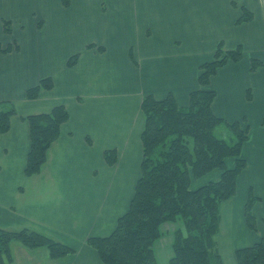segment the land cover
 <instances>
[{"label":"crops","instance_id":"0c3cea01","mask_svg":"<svg viewBox=\"0 0 264 264\" xmlns=\"http://www.w3.org/2000/svg\"><path fill=\"white\" fill-rule=\"evenodd\" d=\"M245 11L252 16L240 22ZM221 43L244 49L208 86L225 128L248 129L247 165L221 205L217 239L225 263L226 253L237 264L236 251L264 237V0H0V103L17 113L0 134V228L37 230L75 250L29 264H104L88 242L112 234L130 208L142 172L145 96L172 95L188 106L201 89V65ZM45 80L52 87L28 98ZM58 106L69 118L41 172L28 177L27 118ZM112 149L113 166L105 156ZM253 198L254 230L246 208Z\"/></svg>","mask_w":264,"mask_h":264},{"label":"trees","instance_id":"16d2710c","mask_svg":"<svg viewBox=\"0 0 264 264\" xmlns=\"http://www.w3.org/2000/svg\"><path fill=\"white\" fill-rule=\"evenodd\" d=\"M245 12L240 22L251 18L249 11ZM243 56L242 46L227 51L221 43L214 60L201 65V89L191 92L188 106H179L172 95L165 100L145 96L142 172L130 208L118 220L112 234L93 237L88 242L104 264H158L154 244L162 238V226L180 220L184 222V230L175 231L174 255L168 264H226L217 240L222 221L220 208L236 194L237 180L247 165L241 157L242 147L249 138L248 129L239 122L225 128L223 119L213 112L217 94L208 86L219 68L228 62L241 61ZM260 65L263 63L254 61L255 67ZM51 87L49 81H42L40 86L29 90L28 98L35 99ZM16 114L13 103H0V134L8 132ZM68 118L69 113L62 106L51 113L27 118L32 136L28 177L41 172L47 152L61 135V127ZM105 156L110 165L117 162L116 150L106 151ZM228 159L236 162L234 167L229 166ZM212 173L220 176L200 186L199 181ZM255 201L251 199L246 207L253 230L257 226L252 213ZM14 243L29 250L44 248L52 260L75 252L62 241L37 230L0 228V264L14 263L11 252ZM235 254L238 264H264V237Z\"/></svg>","mask_w":264,"mask_h":264},{"label":"rangeland","instance_id":"374dc122","mask_svg":"<svg viewBox=\"0 0 264 264\" xmlns=\"http://www.w3.org/2000/svg\"><path fill=\"white\" fill-rule=\"evenodd\" d=\"M231 167V165H230ZM218 174L212 173L210 176H206V178L201 179L199 181V185H204L208 181H212L216 179ZM193 187H196V182L194 183ZM184 222L177 221V222H168L162 226V238L159 241H156L154 244V249L156 252V258L158 264H168L171 260V256L174 255V246L172 242V239H175V231L182 229L184 230ZM218 239V238H217ZM174 241V240H173ZM12 252V258H14V263L13 264H29L30 262L36 261L38 258L46 257L48 255V251L45 250L44 248H38L36 250H29L25 246L14 243L13 247L11 249ZM227 263L228 264H236L235 262V256L233 255L232 257H229L226 253ZM30 258L33 260L28 261ZM232 261H231V260ZM237 259V257H236ZM21 261H23L21 263ZM27 262V263H26ZM29 262V263H28ZM168 262V263H167ZM238 264V261H237Z\"/></svg>","mask_w":264,"mask_h":264}]
</instances>
